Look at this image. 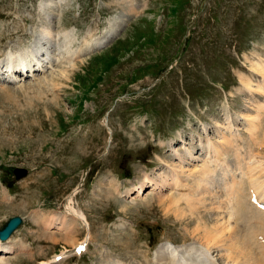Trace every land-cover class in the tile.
Listing matches in <instances>:
<instances>
[{
	"label": "rangeland",
	"instance_id": "374dc122",
	"mask_svg": "<svg viewBox=\"0 0 264 264\" xmlns=\"http://www.w3.org/2000/svg\"><path fill=\"white\" fill-rule=\"evenodd\" d=\"M9 53L39 66L10 83ZM0 63V228L25 219L3 264L48 262L90 231L81 255L52 264L153 262L169 242L190 245L198 223L221 226L213 214L230 216L229 175L241 186L230 234L253 252L263 245L264 220L238 202L264 188V172L256 185L250 177L264 168V0H0ZM207 141L224 149L212 194L224 210L205 187L177 212L174 189L159 185L185 149L198 173ZM16 170L28 174L17 181ZM144 183L143 196L123 197ZM57 217L74 226H46Z\"/></svg>",
	"mask_w": 264,
	"mask_h": 264
},
{
	"label": "bare ground",
	"instance_id": "6f19581e",
	"mask_svg": "<svg viewBox=\"0 0 264 264\" xmlns=\"http://www.w3.org/2000/svg\"><path fill=\"white\" fill-rule=\"evenodd\" d=\"M113 35H114V33L113 34L111 33V34L107 35V37H105L104 39L99 40L98 42L95 41L92 44V46L95 45L94 48L96 49L97 47L104 45L105 43L110 41L109 39H111L113 37ZM92 49H93V47H92ZM11 54H14V53H9L7 56L9 58L6 60L7 61L6 67L8 68V72H10V74H11L9 76L11 82H17V80H18L17 78H19V76L21 77L22 74H20V73L17 76V73H18L17 70H19V71L24 70L25 71L26 69H30V71H32L31 70L32 67L37 66V65L39 66V63H37L35 60H33V59L27 60L28 55H26V53H25V55L21 54V53L19 55L18 54L17 55H11ZM23 55L26 56L27 58H25ZM0 69H1V66H0ZM263 71H264V69H263ZM27 74H28L27 77H29L30 75L28 72H27ZM0 80H1V78H0ZM21 81H22V79L20 78V82ZM263 90H264V88H263ZM254 119L255 118H253L252 120H254ZM251 127L253 128V125H251ZM255 127H256V125H255ZM255 127H254V130L256 129ZM238 138H239V134H238ZM225 140L226 139H224V137H222L221 141L218 143H222V141H225ZM222 144L224 145V143H222ZM225 144H231V140L227 139V142ZM206 150H207V154H206L207 158H205L203 160V162L200 166L195 165L196 168L199 169L198 173L194 169H190L188 167H187L188 169H186V167L184 166V164H191V162L198 160V158L194 157L191 150L185 149V151H186L185 153L176 154L177 157L179 158V160H182L181 165L179 167H175V166L169 167L171 170L169 173V177L168 178L164 177L163 182H161L160 185L159 184L152 185V187L155 186V188L158 187V185H159L161 190L163 188H165L166 186L167 187L170 186L172 189H174L175 194H177L176 196L179 197L178 200L174 199L173 197H170V200L172 199V201H173L170 204L172 205V207L174 209H176V207L178 205H180V203H181L179 201L180 199H186V201L188 202L189 205H191V207H193L194 204H196V201L201 202L202 198L199 196L203 195L202 191H203V188H205V187H207L206 188L207 192H205L204 195H207V197H209V198L211 197L210 200H212V202H213L212 204L214 206L217 204L218 198L213 199L214 195L212 197V194L214 192L213 185H215V184L217 185V183H218L217 180H218V178H220V177H217L218 173L216 175L217 169L221 168V170H222V167L225 165V163L224 164L219 163L221 161V158L224 155V149H223V147H219L215 142L207 141ZM190 160H191V162H190ZM255 165L256 164L253 165L254 166L253 169L255 170V173L250 174L252 182L254 181L253 185L258 184V182H259V180H260V178L264 172L263 165H261V164H257L256 166ZM238 177H239V175H237V178ZM221 179H222L221 183H223L224 185L220 184V186L225 189L223 191L224 194L226 193L225 197L226 196L228 197V198H226V205L228 206V207L226 206V208L231 212V213H229L230 216H226L227 220H225L226 217L223 219V216H221L219 214V213L222 214V212L224 210L222 208H223L225 200L218 199V200H220V202H218V204L216 205V211H215V209L214 210L211 209L212 207L211 208L209 207L208 211H210V212L215 211L219 214L218 216H215V214H213V216L217 219L218 222L221 223V226H218L216 224L214 226V229L212 230L209 226L204 225L201 227V225L198 223L199 226L196 225L194 231H192V233H191L193 235V242L190 245H188V246L184 245L181 247H177L173 243L169 242L166 244L165 247H162V250L164 252H161L159 250L160 252H158L157 257L153 260V262H150V260H149V262H147V264H221L219 262V259H222V264H261L260 260L264 264V238L261 240L262 241L261 243H263L262 246H260L259 244H252L249 242L251 249H253L255 251V252H253L249 248L246 247L247 242H244L243 240L237 239L234 232L232 234H230L231 231L233 230L232 229V227H233L232 222L235 218V210H233V206L231 205V201L239 194L238 189H240L241 186H239L237 189L236 188L237 186L229 185V181L231 180L230 175L227 176L226 178L221 177ZM191 180L193 182H192V184H189V182ZM152 182H153V179H152ZM144 186H145V183L142 185L140 184V186L137 187V191H135V190H134V192L127 191V193L125 192L123 197L131 198L135 195L136 196L135 198H137V199H138V197L140 198L141 196L144 195V192H142V191H145ZM214 194H216V196H218V193H214ZM207 197H206V199H208ZM204 198H205V196H204ZM227 199L229 200V202ZM193 200H194V203H193ZM210 200H209V205H210ZM254 200L264 201V188L261 190L260 194L250 192V194H247L245 199H243L241 203L238 202V204L243 205V206L248 205V206L252 207L260 215V218L264 220V211L259 210L257 208V204L256 205L254 204ZM234 202H236V201L234 200ZM234 202H232V203H234ZM204 207L206 208V206H204ZM168 209H169V207H168ZM177 209H176V211H177ZM248 210L250 211V209H248ZM179 211H177V212H179ZM69 212L73 218L77 219L78 221L80 220L82 223H84L85 226L87 227V230L89 231V228L91 226H90V224H89V222L85 216L86 214L84 215L82 213H78L73 208H70ZM223 215H225V214H223ZM254 219H255V217H254ZM257 220H260V219H257ZM50 221L51 222L48 221L46 223V226L50 227V228L57 229L59 231L68 230L71 228V226H74L73 224H71V225L68 224L69 221H66V219L64 217L53 218V220H50ZM260 221H262V220H260ZM201 228H203V230ZM247 230H249V229L247 228ZM74 231H75V229H74ZM200 231H202V232H200ZM90 232L88 233L87 237L81 243H79V246L81 245V247H85L88 244V242L90 243V241L92 239ZM250 237H251V239L253 238V236H250ZM72 243H74V242H72ZM72 243H70V244H72ZM79 246H77L74 250L72 249V252L70 251L69 253H67V251H66V252L62 253L63 256L68 257L67 255L70 253L79 254L78 253ZM16 250L17 249H15V247L10 244V241L7 243H2L0 241V254L2 252L5 254H12V253H15ZM215 253H217L216 255L218 257H216L214 255ZM257 255H258V258L260 260L256 258ZM60 256L61 255L58 254V255L54 256V258L52 260H50L48 262H41L40 264H52ZM0 264H3V261L2 262L0 261ZM112 264H125V263H123L122 261H116V262H112Z\"/></svg>",
	"mask_w": 264,
	"mask_h": 264
},
{
	"label": "water",
	"instance_id": "95a60500",
	"mask_svg": "<svg viewBox=\"0 0 264 264\" xmlns=\"http://www.w3.org/2000/svg\"><path fill=\"white\" fill-rule=\"evenodd\" d=\"M27 174V170H16L17 179L23 178ZM23 224V219L20 216L11 218L6 225L0 230L1 242H6L12 234Z\"/></svg>",
	"mask_w": 264,
	"mask_h": 264
}]
</instances>
